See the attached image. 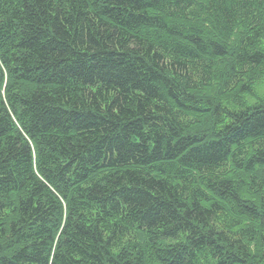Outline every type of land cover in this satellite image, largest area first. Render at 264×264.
Instances as JSON below:
<instances>
[{"label":"trees","instance_id":"obj_1","mask_svg":"<svg viewBox=\"0 0 264 264\" xmlns=\"http://www.w3.org/2000/svg\"><path fill=\"white\" fill-rule=\"evenodd\" d=\"M264 0H0V264H264Z\"/></svg>","mask_w":264,"mask_h":264},{"label":"rangeland","instance_id":"obj_2","mask_svg":"<svg viewBox=\"0 0 264 264\" xmlns=\"http://www.w3.org/2000/svg\"><path fill=\"white\" fill-rule=\"evenodd\" d=\"M261 84H262V85L259 86V88H260V91H261L262 93H264V81H263Z\"/></svg>","mask_w":264,"mask_h":264}]
</instances>
